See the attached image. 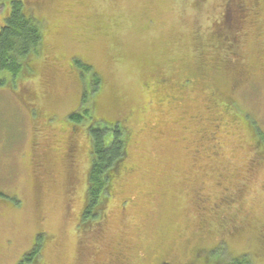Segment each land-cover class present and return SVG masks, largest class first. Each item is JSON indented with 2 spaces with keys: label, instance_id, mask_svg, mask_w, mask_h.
Listing matches in <instances>:
<instances>
[{
  "label": "rangeland",
  "instance_id": "374dc122",
  "mask_svg": "<svg viewBox=\"0 0 264 264\" xmlns=\"http://www.w3.org/2000/svg\"><path fill=\"white\" fill-rule=\"evenodd\" d=\"M24 2L43 39L0 87V264L40 236L42 264H186L220 241L217 258L264 264V143L249 125L264 132V0ZM229 5L245 13L229 19L238 72L222 45ZM114 121L123 169L83 224L90 129Z\"/></svg>",
  "mask_w": 264,
  "mask_h": 264
},
{
  "label": "trees",
  "instance_id": "16d2710c",
  "mask_svg": "<svg viewBox=\"0 0 264 264\" xmlns=\"http://www.w3.org/2000/svg\"><path fill=\"white\" fill-rule=\"evenodd\" d=\"M239 4L242 9L248 8L246 6L248 4L245 5L243 2ZM232 5H229V8L224 12V23H222V28L228 31L229 38H226L227 40L225 41L227 45H222L224 47V52L229 51V53L233 55V58L227 59L225 61L226 63L223 62L225 65L231 66L235 72H238L239 67L242 65V63L239 65L237 64V61L241 62V56L237 52L240 44L239 37H241V29H236L231 26L232 22H229V19L233 16V20L235 19L237 21V18L242 20L245 13L243 14L238 9L239 6L235 8V6L231 7ZM213 36L215 39L220 40V35ZM234 37H237V40ZM42 39L43 33L40 21L32 16L31 12H27L24 0H10L8 14L0 27V87L5 84V74L9 73L15 77L18 76L23 69L27 68V63L30 61L31 57L38 53ZM217 45L220 46V42H217ZM77 63L85 72L90 71V66L88 64H83L79 61ZM92 80L95 85L99 83V78L97 76L93 77ZM156 83L163 85L165 84V80L159 79ZM179 86L178 88L185 87L183 83ZM178 88L177 91L179 92ZM181 95L182 94L177 93L172 96L173 98L169 97L171 99L170 101H173L174 98H180ZM158 100L163 101L162 98ZM74 118L79 120L80 116L75 115ZM249 122L252 131L256 133L255 136L258 142L262 141L261 143H264V132L259 129L258 125L254 123L251 118H249ZM110 125L112 126L110 127ZM90 133L93 142V159L89 172L87 205L82 216L83 224H95V221L100 219L101 216L98 214L101 212L102 202L107 198L113 178L118 175L120 169H123L122 164L126 154L124 144L125 137L120 122L114 121V123L102 126H96L95 124L90 129ZM44 245L40 236L35 242V246L24 254L19 264H42V260L39 261V259L42 257ZM219 245L225 248L226 253L227 246L224 245L223 241H220L215 247H205L200 253H196V259L190 260L186 264H253L248 254H239L235 257H230L231 259L228 258L230 260L217 258L214 253ZM223 256L226 258L225 254H223ZM150 264H171V262L163 260L160 263H153L151 261Z\"/></svg>",
  "mask_w": 264,
  "mask_h": 264
},
{
  "label": "flooded vegetation",
  "instance_id": "af4514ba",
  "mask_svg": "<svg viewBox=\"0 0 264 264\" xmlns=\"http://www.w3.org/2000/svg\"><path fill=\"white\" fill-rule=\"evenodd\" d=\"M34 108H35V109H32V110H33V114H32V115H37L38 112H39V111H38V108H36V107H34ZM80 115L83 116L82 114H80ZM70 116L72 117V116H73V113H71ZM74 144H75L74 140H71V141L69 142V146H68V148H67V153H68V152H72ZM88 188H89V184H88Z\"/></svg>",
  "mask_w": 264,
  "mask_h": 264
},
{
  "label": "bare ground",
  "instance_id": "6f19581e",
  "mask_svg": "<svg viewBox=\"0 0 264 264\" xmlns=\"http://www.w3.org/2000/svg\"><path fill=\"white\" fill-rule=\"evenodd\" d=\"M144 105V104H143ZM140 108H142V107H140ZM150 190V189H149Z\"/></svg>",
  "mask_w": 264,
  "mask_h": 264
}]
</instances>
